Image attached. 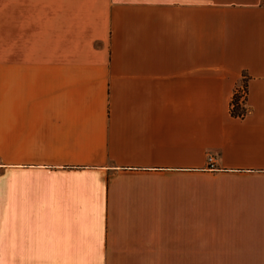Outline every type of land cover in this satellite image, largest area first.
Returning <instances> with one entry per match:
<instances>
[{"label":"crops","instance_id":"1","mask_svg":"<svg viewBox=\"0 0 264 264\" xmlns=\"http://www.w3.org/2000/svg\"><path fill=\"white\" fill-rule=\"evenodd\" d=\"M0 264H264V0H0Z\"/></svg>","mask_w":264,"mask_h":264},{"label":"built area","instance_id":"2","mask_svg":"<svg viewBox=\"0 0 264 264\" xmlns=\"http://www.w3.org/2000/svg\"><path fill=\"white\" fill-rule=\"evenodd\" d=\"M246 97H247V88H246V83L243 81L240 84H238L233 90V94L230 102V111L232 115L241 117L245 115V113H247L246 109H243L244 104L246 102ZM207 160L209 162V165L212 167L214 165V157L209 155Z\"/></svg>","mask_w":264,"mask_h":264}]
</instances>
